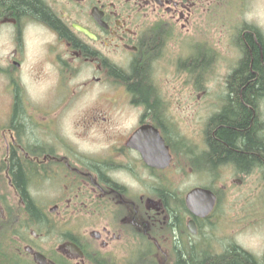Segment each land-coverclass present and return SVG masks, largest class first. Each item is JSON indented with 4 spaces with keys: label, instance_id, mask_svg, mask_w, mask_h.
I'll return each instance as SVG.
<instances>
[{
    "label": "flooded vegetation",
    "instance_id": "flooded-vegetation-1",
    "mask_svg": "<svg viewBox=\"0 0 264 264\" xmlns=\"http://www.w3.org/2000/svg\"><path fill=\"white\" fill-rule=\"evenodd\" d=\"M35 1L41 14L0 0V264H193L196 255L206 264L230 247L264 264V254L206 243L227 176L264 182L262 158L243 167L211 157L232 94L194 85L218 64L207 54L217 53L210 30L224 27V0ZM234 45L227 77L243 58ZM138 68L145 101L131 89ZM40 84L47 97H35ZM179 90L207 95L194 139L179 131ZM255 105L243 104L264 138V101ZM186 170L219 179L205 217L179 192Z\"/></svg>",
    "mask_w": 264,
    "mask_h": 264
},
{
    "label": "rangeland",
    "instance_id": "rangeland-1",
    "mask_svg": "<svg viewBox=\"0 0 264 264\" xmlns=\"http://www.w3.org/2000/svg\"><path fill=\"white\" fill-rule=\"evenodd\" d=\"M224 4V27L210 30L211 47L218 50L220 60L217 65H214L215 70L205 77L204 83L202 76L195 75L194 80V85L197 82V85L211 87L208 96L209 92H217L219 88L226 85V75L229 73L231 64H235V53L232 50V44L231 47L229 46V42H233L236 36L239 37L243 25L249 23L264 37V0H224ZM236 43L239 44L238 40ZM212 55L215 56V53L207 54L208 59L213 58ZM178 86H181V81ZM45 91L42 84L36 85L35 97L41 98L43 94L45 95ZM213 95L217 94L213 93ZM93 96L94 93L85 95L83 102L92 101ZM174 96L178 98L179 103L178 109L174 110V114H178L179 131L191 135L194 139L197 131L193 127L202 123L209 110L205 100L207 95L203 92H195L189 96L179 90ZM197 148L194 150L198 151L199 148ZM214 176L212 174L209 176L203 171L193 173L186 170L179 174V192L185 194L195 186L208 187L219 192V179ZM238 178V175L232 174L226 178V190H221L219 206L217 205L211 218V229L206 243L208 245L220 243L221 246L226 247L235 245L252 255L261 257L264 254V182H260L259 177L254 174L245 180L242 186H239L234 182Z\"/></svg>",
    "mask_w": 264,
    "mask_h": 264
},
{
    "label": "trees",
    "instance_id": "trees-1",
    "mask_svg": "<svg viewBox=\"0 0 264 264\" xmlns=\"http://www.w3.org/2000/svg\"><path fill=\"white\" fill-rule=\"evenodd\" d=\"M14 6L16 13L29 12L41 14L42 10L35 0H5ZM257 43L253 41V35ZM246 39V40H245ZM264 37L259 30L248 29V32L239 33V43L242 42V60L237 69L226 78V86L232 94V101L227 108L216 117L219 128L215 132V152L211 157L215 160L231 159L239 166H247L259 158L264 159V138L256 137V130L250 126L252 110L243 106H251L256 109V102L264 101ZM243 40H245L243 42ZM247 45V46H246ZM248 49L251 50L248 53ZM138 76L132 82L131 89L138 100H147L150 96L147 87V79L144 73L137 69ZM241 97V98H240ZM243 101V104L241 103ZM254 120V119H253ZM259 130V129H258ZM199 159H205L206 155L195 154ZM14 181L19 189L24 190L25 180L21 167L18 163L14 168ZM230 247V246H229ZM206 264H256L245 253L230 247L222 256H216ZM187 261V260H186ZM183 264H185V262ZM193 264H203L199 255H196Z\"/></svg>",
    "mask_w": 264,
    "mask_h": 264
},
{
    "label": "water",
    "instance_id": "water-1",
    "mask_svg": "<svg viewBox=\"0 0 264 264\" xmlns=\"http://www.w3.org/2000/svg\"><path fill=\"white\" fill-rule=\"evenodd\" d=\"M139 132L135 139H138ZM188 209L196 216L204 217L211 212L215 204L214 194L206 189L196 188L190 191L186 196Z\"/></svg>",
    "mask_w": 264,
    "mask_h": 264
},
{
    "label": "bare ground",
    "instance_id": "bare-ground-1",
    "mask_svg": "<svg viewBox=\"0 0 264 264\" xmlns=\"http://www.w3.org/2000/svg\"><path fill=\"white\" fill-rule=\"evenodd\" d=\"M211 259V258H210Z\"/></svg>",
    "mask_w": 264,
    "mask_h": 264
}]
</instances>
